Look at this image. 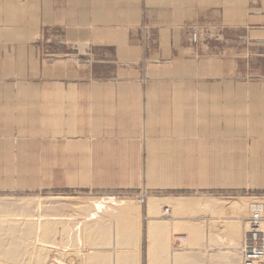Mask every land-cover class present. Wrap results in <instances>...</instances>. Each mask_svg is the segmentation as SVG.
Returning <instances> with one entry per match:
<instances>
[{
    "label": "rangeland",
    "instance_id": "obj_1",
    "mask_svg": "<svg viewBox=\"0 0 264 264\" xmlns=\"http://www.w3.org/2000/svg\"><path fill=\"white\" fill-rule=\"evenodd\" d=\"M148 7L147 19L138 28L145 33L154 31L155 25H163L164 20L173 16L169 8L165 11L159 6ZM257 11L262 12V16H254ZM263 12L264 0H202L181 28L193 47L192 55L184 56L178 65L175 62L173 67L150 73L151 77L167 78L169 81L188 80L184 93L188 96L193 94L195 99L193 103H190V97L185 99L184 118L177 124L179 130H184L182 127L191 132L197 130L205 133L206 137L213 136L216 141L224 137L220 144H226V147L217 145L212 152L210 161L218 166L162 167L163 182L158 184L156 176L146 183L135 180L140 168L130 166L134 159L123 160L120 156L118 162L130 165L113 167L109 164L111 156L107 151L109 157L88 161L81 147L84 144L79 148L75 144H67L68 140L75 141L78 134L87 130L88 123L77 125L80 120L62 117L64 109L48 111V96L51 94L52 108L53 97L60 94L58 86H49V79L61 78L62 84H66L84 76L87 79L115 78L119 66L110 60L119 56L112 49L84 51L80 45L62 41L60 31L53 29L58 26L44 23L41 0H0V201L16 203L28 199L47 206H41L36 211L23 210L1 215L4 222L0 223V234L8 235L2 239L7 247H11L14 253L19 249L24 251L27 243L18 237L29 236L34 226L45 225L52 231L47 232V246H44L39 264L59 263L63 256L62 248L73 254L75 247L72 243L64 247L60 245L64 235L62 227L71 219L74 224L77 219L89 222V214L96 217V212L82 214L80 208L68 206L71 201L121 202L138 208L140 264H145V197L208 195L222 199L236 198L231 201H237L238 205L233 206L244 211L245 216L249 214L248 207L253 206L257 213L252 220L261 221L263 218L264 222V41L255 43L250 40L264 38ZM254 30L258 32L252 34ZM156 40L151 37L146 41L148 46L144 45L146 53L143 60L148 58L150 49H155ZM130 49L134 50L133 47ZM175 56L180 58V55ZM150 57L157 58L156 55ZM87 63L90 68L93 64V70L77 68L87 66ZM146 74L147 68L142 65L139 77L142 83L147 80ZM65 87L68 94L75 93V87ZM179 93L182 94L180 89ZM256 147L258 157L255 159L252 155ZM166 155L169 158V152ZM174 155V161L188 162L181 159V150L175 151ZM198 160L205 163L204 157ZM89 162H94V165L90 166ZM157 169L148 168L147 177L153 176ZM197 184L210 188L192 189ZM102 214L100 212L99 216L102 217ZM252 214L250 212L249 216ZM82 215L83 219H80ZM250 217L248 221L251 222ZM80 227L75 225L73 234L76 233V240ZM173 231L177 232L176 229ZM11 233L17 237L12 239ZM171 235L169 233L166 238L163 233L160 237L169 241L176 254L185 252L187 242L178 244ZM50 240L52 244L49 246ZM15 241L25 244L17 247ZM85 248L90 252V247ZM96 251L101 255L106 253L105 248L97 247ZM23 255L19 254L20 257ZM254 256L258 258L254 253L253 258L248 257V264L254 262ZM169 260L167 264H171ZM211 264H219L218 255Z\"/></svg>",
    "mask_w": 264,
    "mask_h": 264
},
{
    "label": "crops",
    "instance_id": "obj_2",
    "mask_svg": "<svg viewBox=\"0 0 264 264\" xmlns=\"http://www.w3.org/2000/svg\"><path fill=\"white\" fill-rule=\"evenodd\" d=\"M41 1L44 23L57 25L53 29L60 31L62 41L74 46L80 45L84 51L95 48L112 49L119 56L110 60L119 66H116L118 69L115 78L87 79L84 76L66 84H62L61 78L48 80L49 86H58L60 92L56 96L58 101L53 97L52 108L51 94L48 96V111L64 109L62 117L80 120L77 125L88 123L87 130L78 134L75 141L68 140L67 144H75L78 148L84 144L81 147L88 161L110 155L109 164L113 167L130 165L118 162L120 156H123V160L134 159L130 166L140 168L135 180L141 183L151 182L156 176L155 181L162 184V167L218 166L210 158L217 145L226 147L225 143L220 144L225 138L216 141L213 136L206 137L205 133L197 130L191 132L184 127V130H179L177 125L184 118L182 111L186 108L185 99L188 96L184 93V88L187 87L188 80L169 81L167 78H154L150 75L152 71L173 67L175 62L178 65L184 56L192 55L193 47L187 42L189 38L181 28L196 12V7L202 0ZM150 5L162 7L165 11L169 8L173 16L164 20L163 25H155L154 31L145 33L138 28L147 19ZM253 15L262 16V12L257 11ZM257 32L254 30L252 34ZM151 37L157 39L155 49H150L148 58L143 60V54L146 53L144 45H147L146 41ZM250 40L258 43L260 40L264 41V38ZM184 41L186 44L183 45ZM131 47L134 48L133 51ZM153 55L157 58L150 57ZM175 55H180V58H174ZM88 65L87 63V66L77 68L93 70V64L91 68ZM142 65L147 68V80L144 83L139 80ZM132 70L135 71L132 73ZM65 86L75 87V93L68 94ZM188 97L191 99L190 103H193L195 96L191 94ZM178 150L182 152L181 159L188 162L174 161V152ZM107 151L109 155L106 154ZM257 151L256 147L252 155L255 159L258 157ZM200 157L205 158V163L198 162ZM89 165L93 166L94 162H89ZM148 168H158L150 178L147 177ZM209 188L208 185L197 184L192 189ZM145 198V264H167V259H170L171 264H211L215 255L219 257V264H248V257L253 258L254 253L258 256H254V262L264 264L263 218L261 221H253V215L257 212L252 207H248L249 214L245 216L244 211L233 206L238 205L237 201H231L236 198L222 199L208 195ZM92 203L103 210L102 217L99 213L96 216L101 218L97 222L101 233V238L96 239L98 247L106 248V254L115 255L120 264L131 261V254L134 255V264H140L141 225L138 208L121 202ZM250 212L253 213L251 217ZM249 217L251 222L248 221ZM104 233H107V237L102 236ZM163 233L166 238L169 233H172L171 236H186L188 248L185 252L182 251L185 255L180 254L182 252H177V255L169 241L160 237Z\"/></svg>",
    "mask_w": 264,
    "mask_h": 264
},
{
    "label": "bare ground",
    "instance_id": "obj_3",
    "mask_svg": "<svg viewBox=\"0 0 264 264\" xmlns=\"http://www.w3.org/2000/svg\"><path fill=\"white\" fill-rule=\"evenodd\" d=\"M69 203H70V205L68 204V206L71 207L72 209H79L80 208V210H83V213L81 212L82 214H84L85 212L89 213L91 211V212H96L94 214L97 216L98 213L103 211L101 207L96 206L91 201H89V203H88V201H84V202L71 201ZM41 206L43 207L46 205H44V203H42V202L39 203L38 201L36 202L35 200L32 201V200H28V199H21V200L16 201V203L15 202L0 201V223L4 222L3 216H7L6 213H15L17 211H23V210H28V211L33 210L34 211V209L36 211V209H38L39 207L41 209ZM37 211H39V210H37ZM79 212L80 211L78 210V213ZM25 213H27V211H25ZM85 214H87V213H85ZM1 215H3V216H1ZM10 216H13V214L12 215L10 214ZM92 216L93 215L89 214V219H87V220H89V222L85 221L86 223H89V224H86L82 220H78V219H77L78 223L76 222L74 224L75 221L71 219L70 223L64 224V227H62L63 228L62 232H64V235L62 236V233H61L62 238L60 239L61 240L60 245H61V247H64V246H68L69 243H72V246L75 247V250L73 251V254H71V253H68V251L65 248H62V255L63 256L60 259L59 263H57V264H62V263L63 264H120L119 259L115 255L106 254V253H103L102 251L101 252L103 253V255H101L99 253V251H96L97 247H98V243L96 242V239L101 238V233L98 231L97 222L101 218L100 217H92ZM78 217L79 216H76V218H78ZM80 219H83V215L81 216ZM92 220H95V221L92 222ZM45 221H47V220H45ZM79 221H80V223H79ZM92 223H95V225H92ZM75 225H81V227L79 228V231H78V239L77 240H76V233L73 234L75 232V230H74ZM50 230L52 231L51 227H49V226H46V227H45V225L42 227L34 226L31 235L26 236V237H18L19 239H23L24 242L26 241V243H27V245L24 242L23 243L25 245L23 243L17 244V242L15 241L16 242L15 246H17V247H19L22 244L24 245V247L27 246V249H24V247H23L24 251H21L19 249V251H18L19 253L18 252L14 253V250H12L11 247L10 248L7 247L8 245H6V243L4 241H2V239H4L5 236L8 237V235L1 233L0 234L1 235L0 236V264H39V263H41L42 262L41 258L43 257L41 255H44V253L42 254V251H44V246L45 247L47 246V242H46L47 232ZM3 231H5V230H3ZM13 234L16 235L15 233H11L12 239L17 237V236L14 237ZM71 234H73L72 237L68 238V236ZM2 235H4V236H2ZM102 236L107 237V233L102 234ZM173 237H174V241L178 244L185 243L187 240L186 236H184V235H176ZM70 239H72V240H70ZM71 241H73V242H71ZM10 243H11V241H10ZM51 244H52V242L50 240L49 246ZM29 247H30V249H29ZM85 247H90V252H87ZM20 248L22 249V247H20ZM99 248H101V247H99ZM16 249L17 248H15V251H16ZM105 250H106V248H105ZM21 253L25 254V255H23V257L22 256L20 257L19 254L22 255ZM133 258H134V255L131 254V256H130L131 261H127L126 263L127 264H134Z\"/></svg>",
    "mask_w": 264,
    "mask_h": 264
}]
</instances>
